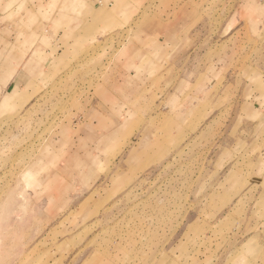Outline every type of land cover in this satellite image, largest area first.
<instances>
[{
	"label": "rangeland",
	"instance_id": "obj_1",
	"mask_svg": "<svg viewBox=\"0 0 264 264\" xmlns=\"http://www.w3.org/2000/svg\"><path fill=\"white\" fill-rule=\"evenodd\" d=\"M73 1L0 0V264H264V0Z\"/></svg>",
	"mask_w": 264,
	"mask_h": 264
},
{
	"label": "crops",
	"instance_id": "obj_2",
	"mask_svg": "<svg viewBox=\"0 0 264 264\" xmlns=\"http://www.w3.org/2000/svg\"><path fill=\"white\" fill-rule=\"evenodd\" d=\"M73 2L74 3L75 2H77V3L82 2L84 5H87V8H89V10L87 12L88 15L85 16V18H84L83 16L79 17L76 14H74L72 16V18H73L72 21H71V18L68 17L69 20L67 22V27L69 29L71 27L75 28L77 26L78 22H79L78 21L79 18L81 19L80 22H82V19H83V21L85 22V24L87 23L86 20H88V23L87 24L90 25L91 24V17H92V15H94V12L93 11L95 10V8H98L96 0H79V1L74 0ZM37 22L38 23H41L42 22L41 16L38 18V21ZM45 24H46V27H45L44 31H42V33H40L39 37H41L44 34L45 36H49V38L51 40L55 41L57 39V36H60L61 35V32H58L57 27L59 25H62L63 24V19L60 18V17H58L57 14L56 15L54 14V15H52V16L49 17V20ZM79 27H77V28H79ZM74 33H76V31ZM37 45L38 44H34L32 47L28 48V50L30 52H35L34 50L38 49L37 48ZM39 49H41V48H39ZM47 49L50 50L49 48H45V50H47ZM29 65H31V63L30 64H27V66H29Z\"/></svg>",
	"mask_w": 264,
	"mask_h": 264
}]
</instances>
